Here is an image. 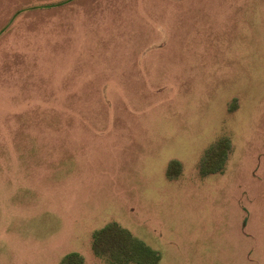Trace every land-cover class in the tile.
Listing matches in <instances>:
<instances>
[{
    "label": "rangeland",
    "instance_id": "1",
    "mask_svg": "<svg viewBox=\"0 0 264 264\" xmlns=\"http://www.w3.org/2000/svg\"><path fill=\"white\" fill-rule=\"evenodd\" d=\"M57 1L0 0V264H140L94 253L112 223L264 264V0Z\"/></svg>",
    "mask_w": 264,
    "mask_h": 264
},
{
    "label": "trees",
    "instance_id": "2",
    "mask_svg": "<svg viewBox=\"0 0 264 264\" xmlns=\"http://www.w3.org/2000/svg\"><path fill=\"white\" fill-rule=\"evenodd\" d=\"M222 152L223 150L219 152L217 150V153ZM210 158L212 160L213 154ZM222 163L219 160L218 165H222ZM203 170L206 172V164H204ZM93 251L99 257L108 255L110 260L116 263L138 262L140 264H155L159 258L156 250L133 236L117 223L107 224L94 233ZM83 261V257L75 252L67 254L61 264H83Z\"/></svg>",
    "mask_w": 264,
    "mask_h": 264
},
{
    "label": "crops",
    "instance_id": "3",
    "mask_svg": "<svg viewBox=\"0 0 264 264\" xmlns=\"http://www.w3.org/2000/svg\"><path fill=\"white\" fill-rule=\"evenodd\" d=\"M72 0H60V1H57V2H51V3H45V4H42L41 6H51V7H56V6H60V5H63V4H66L68 2H70ZM38 7V6H37ZM28 10L27 8H24V9H21V10H18L14 17H17L19 16L20 14H22L24 11ZM13 17V18H14Z\"/></svg>",
    "mask_w": 264,
    "mask_h": 264
}]
</instances>
